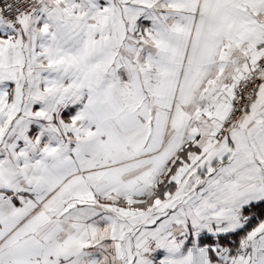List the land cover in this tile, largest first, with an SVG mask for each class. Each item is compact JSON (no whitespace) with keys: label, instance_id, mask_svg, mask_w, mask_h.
Returning a JSON list of instances; mask_svg holds the SVG:
<instances>
[{"label":"snow or ice","instance_id":"obj_1","mask_svg":"<svg viewBox=\"0 0 264 264\" xmlns=\"http://www.w3.org/2000/svg\"><path fill=\"white\" fill-rule=\"evenodd\" d=\"M0 264H264V0H0Z\"/></svg>","mask_w":264,"mask_h":264}]
</instances>
